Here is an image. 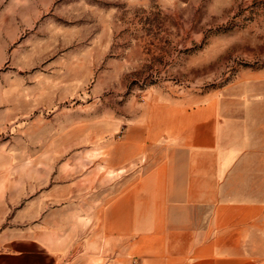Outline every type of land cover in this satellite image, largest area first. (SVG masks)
<instances>
[{
    "label": "rangeland",
    "instance_id": "374dc122",
    "mask_svg": "<svg viewBox=\"0 0 264 264\" xmlns=\"http://www.w3.org/2000/svg\"><path fill=\"white\" fill-rule=\"evenodd\" d=\"M222 103L264 127V0H0V242L119 256L167 110Z\"/></svg>",
    "mask_w": 264,
    "mask_h": 264
},
{
    "label": "crops",
    "instance_id": "0c3cea01",
    "mask_svg": "<svg viewBox=\"0 0 264 264\" xmlns=\"http://www.w3.org/2000/svg\"><path fill=\"white\" fill-rule=\"evenodd\" d=\"M167 111L155 136L163 159L129 194L137 238L103 264H264V127L224 103ZM0 264L63 261L22 237L0 242Z\"/></svg>",
    "mask_w": 264,
    "mask_h": 264
}]
</instances>
